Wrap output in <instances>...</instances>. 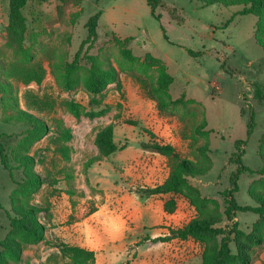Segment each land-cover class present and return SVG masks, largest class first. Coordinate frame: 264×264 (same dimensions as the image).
I'll list each match as a JSON object with an SVG mask.
<instances>
[{
  "label": "rangeland",
  "instance_id": "obj_1",
  "mask_svg": "<svg viewBox=\"0 0 264 264\" xmlns=\"http://www.w3.org/2000/svg\"><path fill=\"white\" fill-rule=\"evenodd\" d=\"M241 8L162 0L156 9L158 21L146 0H28L22 9V47L31 57L27 62L8 29L9 0H0V145L12 172L10 176L0 163V243L15 242L20 249L16 262L0 244L3 264H65L53 246L56 242L94 244V264H201L203 246L191 239L144 241L168 235L167 229L180 228L197 216L183 195L141 194L161 184L170 171L168 158L142 148L152 141L171 145L181 158L206 169L188 184L206 199L202 210L220 220L215 227H224L223 191L236 168L229 158L234 142L245 140L242 162L254 173L239 176L235 199L239 205L256 206L252 194L264 195V173L258 172L264 165V101L255 98L254 90L259 86L264 93V49L255 36L259 19L237 15ZM97 12V38L88 51L87 45L82 50L73 87L67 89L61 76L87 37L88 18ZM187 50L200 54L192 56ZM86 55L108 61L120 89L109 83L100 94H89L84 88L90 69ZM146 56L160 62L173 78L160 99L181 98L183 104L160 113L147 98L140 81L155 80L161 70L145 62ZM32 63L44 72L39 85L10 75L14 67ZM70 102L79 106V118L71 114ZM17 111L41 119L49 130L36 140L32 127L16 120ZM250 111L255 127L247 137ZM57 121L70 132L69 141L57 139ZM109 124L122 149L103 157L95 137ZM60 144L69 148L68 160L57 152ZM25 158L32 160L30 166L20 163ZM32 175L45 180L35 192L26 184ZM169 198L176 201L171 215L163 210ZM13 200L42 210L38 222L44 226L45 241L26 242L10 227L7 213L12 215ZM235 220L249 233L258 216L239 212ZM251 258L252 264H264V249L255 248Z\"/></svg>",
  "mask_w": 264,
  "mask_h": 264
},
{
  "label": "trees",
  "instance_id": "obj_2",
  "mask_svg": "<svg viewBox=\"0 0 264 264\" xmlns=\"http://www.w3.org/2000/svg\"><path fill=\"white\" fill-rule=\"evenodd\" d=\"M28 0H9V25L15 35L17 41L18 52L30 62L31 57L27 54L26 50L22 47L24 33L26 31V19L22 14V9L25 7ZM162 0H146L148 6L151 8V14L156 20H160V15H156V9L161 5ZM202 6L208 7L214 4H219L225 7L241 6V10L237 15L245 16L251 15L257 17L259 20L255 26V36L258 44L264 49V0H196ZM100 12L95 13L88 18L85 28L87 30V37L81 42L77 53L71 64L67 65L64 70L63 83L67 89L73 87L72 75L77 68L80 59V54L84 47L87 45V50L93 45L97 38V28L99 26ZM231 22V18L225 23V27ZM165 37V35H164ZM189 55L197 56L200 52H193L187 50ZM123 55L130 61L135 58L127 51H123ZM85 60L90 65L89 75L84 82V88L91 95L100 94L109 83H115L120 89V80L116 73L115 68L108 62H97L92 56L86 55ZM145 62L151 66H157L161 70L158 77L153 81H140L141 88L145 91L147 98L155 102L157 110L162 113L168 108L174 107L178 104H183L181 98L176 100L162 101L161 96L167 95V90L173 78L169 76L160 62L155 61L153 58L146 56ZM10 75L16 80L24 83L34 82L39 85L42 82L44 72L40 65L32 63L28 66H16L10 71ZM3 88H6L3 84ZM254 96L258 101H264V93L259 86L255 87ZM9 96L6 100L9 101ZM98 104V101H93ZM69 110L75 118H79L80 110L76 103H68ZM16 120H25L32 129L31 133L35 135L36 140L41 139L49 130L46 123L41 119L36 118L34 115L25 112H16ZM255 127L254 113L250 111L247 122L246 135L251 136ZM55 135L61 141H69L71 134L68 129H65L61 121L55 123ZM152 137V134H150ZM245 140L238 139L234 142L235 152L230 156L229 162L235 164L236 168L230 176V186L223 191L225 199L224 216L227 220V225L224 227H215L220 223L214 215L208 214L203 211L201 206L206 203V199L201 198L198 190L188 184V179L197 176H202L206 173L205 168L197 166L189 159L181 158L176 152L175 148L168 144H162L152 141L144 144L143 149L150 152L159 154L168 158L170 171L168 177L159 185L153 188L143 189L141 194L145 197L166 194H180L186 197L190 204L195 206L197 216L187 222L180 228H169L168 235L158 236L156 238L146 237L144 241L151 243H166L171 240L177 239L180 241L193 240L194 242L202 244L201 264H252L251 254L255 248L261 247L264 249V195L261 193H254L252 197L256 202V206H242L239 205L235 199V193L238 192L239 176L243 173H254L249 167L245 166L242 162L244 154L243 145ZM95 145L103 157H108L114 152L122 149L117 147L113 139V126L109 124L101 128L95 137ZM57 152L63 156L65 160L69 159V148L60 144L57 147ZM0 163L6 169L10 176H12L11 167L9 166L8 159L4 154V149L0 145ZM22 165L30 166L31 159H23L20 161ZM264 173V165L258 171ZM45 182L38 175H32L27 178L26 184L28 191L35 192ZM1 209V205H0ZM176 209V201L173 198L167 199L163 204V210L167 214H172ZM12 215L7 213L10 227L23 234L26 242L37 244L45 241L44 226L38 222V214L42 212L39 207H28L23 204L17 203L16 200L12 201L11 205ZM95 211H92V213ZM239 212H251L258 216V221L254 224V228L246 233L239 228L238 222L235 220ZM1 246L7 252L10 259L19 262L20 249L17 243L1 242ZM233 246V248L231 247ZM53 246L59 251L61 257L66 259L65 264H94L95 253L94 251L87 250L78 246H70L64 242L53 243ZM234 249V251H233ZM0 264H3L0 261Z\"/></svg>",
  "mask_w": 264,
  "mask_h": 264
},
{
  "label": "crops",
  "instance_id": "obj_3",
  "mask_svg": "<svg viewBox=\"0 0 264 264\" xmlns=\"http://www.w3.org/2000/svg\"><path fill=\"white\" fill-rule=\"evenodd\" d=\"M167 195H169V194H166V195H157V196H167ZM167 214V213H166ZM168 215H171V214H168ZM168 230V229H167ZM160 236H165V234L164 235H160ZM156 237H158V236H156ZM156 237H153V238H156ZM151 239H153L152 237H150ZM174 240H176V239H174ZM174 240H171V241H174ZM170 242V241H169ZM166 243H168V242H166ZM94 245V244H93ZM93 245H87V246H84V247H82V248H85V249H87V250H91V251H94L95 252V248L93 247Z\"/></svg>",
  "mask_w": 264,
  "mask_h": 264
}]
</instances>
